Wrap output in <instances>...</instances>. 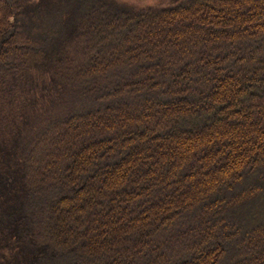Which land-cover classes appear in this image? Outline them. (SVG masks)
I'll return each mask as SVG.
<instances>
[{"label":"trees","instance_id":"16d2710c","mask_svg":"<svg viewBox=\"0 0 264 264\" xmlns=\"http://www.w3.org/2000/svg\"><path fill=\"white\" fill-rule=\"evenodd\" d=\"M263 88L264 0H0V264H264Z\"/></svg>","mask_w":264,"mask_h":264},{"label":"rangeland","instance_id":"374dc122","mask_svg":"<svg viewBox=\"0 0 264 264\" xmlns=\"http://www.w3.org/2000/svg\"><path fill=\"white\" fill-rule=\"evenodd\" d=\"M125 5L132 6L134 9L137 10H156L161 9L165 7H169L172 5H176L180 2H183L184 0H121ZM263 92V93H262ZM261 94H258L256 97V100H260L263 97L264 94V88L262 90ZM207 116L204 114L197 115L190 120H197V119H203Z\"/></svg>","mask_w":264,"mask_h":264}]
</instances>
